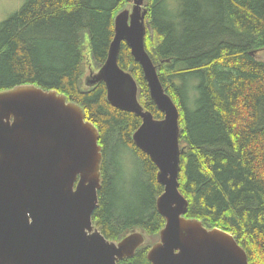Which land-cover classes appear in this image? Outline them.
<instances>
[{
  "label": "trees",
  "instance_id": "trees-1",
  "mask_svg": "<svg viewBox=\"0 0 264 264\" xmlns=\"http://www.w3.org/2000/svg\"><path fill=\"white\" fill-rule=\"evenodd\" d=\"M131 5L25 0L0 23V91L36 85L84 109L100 131L104 154L93 223L111 241L142 233L145 244L119 264H151L147 253L166 224L156 205L164 187L156 165L133 140L142 119L114 107L104 82H83L87 61L94 71L106 63L116 16ZM146 6V49L180 112L186 216L230 233L249 264H264V0H148ZM118 63L136 81L139 103L163 119L125 43ZM118 149L135 161L127 197L124 191L117 196L125 170L111 159Z\"/></svg>",
  "mask_w": 264,
  "mask_h": 264
},
{
  "label": "water",
  "instance_id": "water-1",
  "mask_svg": "<svg viewBox=\"0 0 264 264\" xmlns=\"http://www.w3.org/2000/svg\"><path fill=\"white\" fill-rule=\"evenodd\" d=\"M130 1L116 16L106 63L85 84L104 82L114 107L142 119L133 140L158 169L164 192L156 205L166 221L147 259L151 264H249L233 235L186 216L179 108L146 49L148 0ZM123 43L141 65L163 119L139 103L136 81L119 66ZM100 140L84 109L56 90L20 85L0 91V264H119L145 244L140 232L111 241L93 223L102 188Z\"/></svg>",
  "mask_w": 264,
  "mask_h": 264
},
{
  "label": "rangeland",
  "instance_id": "rangeland-1",
  "mask_svg": "<svg viewBox=\"0 0 264 264\" xmlns=\"http://www.w3.org/2000/svg\"><path fill=\"white\" fill-rule=\"evenodd\" d=\"M25 0H0V23L9 19L14 13H16L24 4ZM88 54V52H87ZM264 58V56H262ZM261 57V58H262ZM94 71L91 67L89 61L85 65V74L83 77V82L86 78L90 76L91 72ZM114 156V157H113ZM112 160H119L124 166V177L123 180L117 184V190L122 191V193L117 194V196L122 195L124 191V196H128L132 190L133 179L128 177L131 166L135 163L131 153L125 149H118V152L114 150L111 152Z\"/></svg>",
  "mask_w": 264,
  "mask_h": 264
},
{
  "label": "flooded vegetation",
  "instance_id": "flooded-vegetation-1",
  "mask_svg": "<svg viewBox=\"0 0 264 264\" xmlns=\"http://www.w3.org/2000/svg\"><path fill=\"white\" fill-rule=\"evenodd\" d=\"M88 81H91V78H89Z\"/></svg>",
  "mask_w": 264,
  "mask_h": 264
}]
</instances>
